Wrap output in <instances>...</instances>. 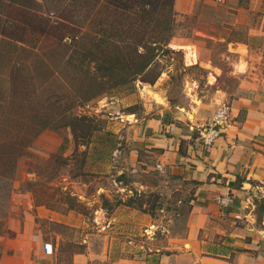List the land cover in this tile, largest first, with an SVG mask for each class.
I'll return each instance as SVG.
<instances>
[{
	"label": "rangeland",
	"instance_id": "rangeland-1",
	"mask_svg": "<svg viewBox=\"0 0 264 264\" xmlns=\"http://www.w3.org/2000/svg\"><path fill=\"white\" fill-rule=\"evenodd\" d=\"M37 1L41 5L34 7L33 15L43 20H30L26 9L12 11L20 26L6 31L23 38L16 52L26 66L14 69H25L32 82L30 97L20 98L23 107L9 110L51 114L47 116L51 123L26 140L20 138V148L25 149L16 158L15 169L0 175V264H72L79 253L85 256L84 264H154L155 256L185 236L196 183L187 170L163 167L158 163L159 149L145 151V143L134 138L143 136L146 120L153 117L163 125L157 131L163 135H172V124L182 122L202 149L218 146L225 134L231 147L240 142L236 129L229 128L240 126L248 106L260 103L256 93L263 88L264 6L249 12V7L228 0H197L185 5L183 13L175 10L167 44L171 50L160 53L148 74L151 78L158 74L154 82L139 77L83 104L75 101L72 113L87 115L93 126L91 136L84 138L76 136L71 126L60 125L65 117L58 114L52 93L51 112L36 101L37 93L51 81V71L57 74L51 86L69 91L72 98L78 80L65 77L64 59L71 48L58 43L60 35L77 29L56 26V21L71 17V1ZM96 8L102 10L97 17L106 16V7L99 3ZM95 9L74 12L80 32L85 31L84 17L92 16ZM28 21L31 27L24 24ZM35 24L47 32L34 31ZM188 46L195 49V60L187 59ZM242 49L247 54L245 64L238 62ZM40 75L48 77L41 80ZM4 86L10 98V82ZM223 105L228 108L227 118L218 138L209 144L201 131ZM3 127L21 131L10 124ZM10 137L16 144L20 135L10 133ZM136 145L141 162L133 167L131 148ZM124 172L126 177L119 180ZM46 245L52 247L51 253Z\"/></svg>",
	"mask_w": 264,
	"mask_h": 264
},
{
	"label": "trees",
	"instance_id": "trees-1",
	"mask_svg": "<svg viewBox=\"0 0 264 264\" xmlns=\"http://www.w3.org/2000/svg\"><path fill=\"white\" fill-rule=\"evenodd\" d=\"M70 1L74 7L71 17L56 21V24H59L56 26L77 29V32L60 35L59 41L57 40L60 45L71 48L69 56L64 61L67 64L65 77L78 79H73L76 82L74 97L69 96V91L63 92L51 86V82H56L57 77L56 71H51L49 74L51 81L48 79L46 86L37 93L39 96L36 101L51 112L52 93L57 102L58 114L65 117L60 125L71 126L76 136L85 138L91 136L93 126L87 115L72 113L75 101L83 104L102 95L110 87L128 84L139 77L151 83L156 80L158 74L152 78L148 77L150 76L148 74L160 53L171 50L167 44L174 31L175 0H95L94 4H91L90 0H84L82 4L79 0ZM98 2L107 8L104 17L102 15L97 17L102 12L101 9H95ZM40 5L41 2L37 0H0V175L10 174L15 169V160L25 149L20 148V138L26 140L31 133H38L51 123V119L47 117L51 114L27 115L9 110L13 106H16L13 107L16 109L23 107L20 98L30 97L29 84L32 82H29L25 69L24 71L14 69L16 66L22 65L21 68L26 66L25 60L16 52L18 42H22L23 38L6 31L20 26L17 16H14L19 10L26 9L25 13L30 20H43L44 17L41 15L35 17L33 15L34 7L39 8ZM86 7L95 11L92 16L84 17L87 21L83 27L85 31L80 32L78 17L73 14L75 12L79 15ZM73 17H76L75 20H71ZM30 23L28 21L24 24L31 27ZM35 26L34 31L41 34L47 32V28L39 24ZM65 38L69 39V42L64 41ZM7 66L9 71H6ZM40 77L41 80H45L48 75ZM7 82H10L12 90L10 98L5 96L4 85ZM31 107H34V104H31ZM4 124L21 127V131L5 129ZM10 133L20 135L16 143L18 147L12 142L13 137L7 139ZM5 163L7 167L4 166ZM125 177L124 172L119 180ZM260 206L264 210V204ZM143 211L148 212L146 209Z\"/></svg>",
	"mask_w": 264,
	"mask_h": 264
},
{
	"label": "crops",
	"instance_id": "crops-1",
	"mask_svg": "<svg viewBox=\"0 0 264 264\" xmlns=\"http://www.w3.org/2000/svg\"><path fill=\"white\" fill-rule=\"evenodd\" d=\"M228 1L249 7V12L264 6V0H246L244 5L243 0ZM196 3L199 1L175 0V10L183 13L185 5ZM260 81L263 88L256 93L260 103L249 105L240 126L231 124L229 128L231 132L236 129L240 137L232 147L225 134L218 146L206 147V154V148L195 143L197 138L182 122L172 124V135H163L157 133L163 125L153 117L146 120L143 136H135V141L145 143V151L159 149L158 163L163 167L187 170L188 178L198 181L185 236L155 256L154 264H264V210L260 206L264 204V77ZM139 147L131 148L133 167L141 162ZM223 197L230 203L221 204ZM84 262L85 256L79 253L72 264Z\"/></svg>",
	"mask_w": 264,
	"mask_h": 264
},
{
	"label": "built area",
	"instance_id": "built-area-1",
	"mask_svg": "<svg viewBox=\"0 0 264 264\" xmlns=\"http://www.w3.org/2000/svg\"><path fill=\"white\" fill-rule=\"evenodd\" d=\"M218 2H224L225 0H216ZM228 115V108L226 106H221L216 114V117L213 122L209 124V126L205 129V131H201L202 136L204 137L205 141L209 144H212V142L218 138L220 135V126L222 125L223 121L227 118ZM161 167V165L159 164ZM219 202L227 205L230 203V199L228 197H223L219 199ZM46 250H48L47 253L52 252V247H47Z\"/></svg>",
	"mask_w": 264,
	"mask_h": 264
},
{
	"label": "bare ground",
	"instance_id": "bare-ground-1",
	"mask_svg": "<svg viewBox=\"0 0 264 264\" xmlns=\"http://www.w3.org/2000/svg\"><path fill=\"white\" fill-rule=\"evenodd\" d=\"M186 53H187V59L188 60H195L197 58V53H196L195 49L190 47V46L187 47ZM246 61H247V54H246L245 49H242L241 54L239 55L238 62L245 64ZM145 86H147V85H145ZM160 99H162V98H160Z\"/></svg>",
	"mask_w": 264,
	"mask_h": 264
}]
</instances>
